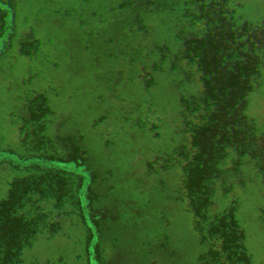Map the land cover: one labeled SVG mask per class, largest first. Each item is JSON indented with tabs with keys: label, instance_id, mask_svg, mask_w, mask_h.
I'll list each match as a JSON object with an SVG mask.
<instances>
[{
	"label": "rangeland",
	"instance_id": "rangeland-1",
	"mask_svg": "<svg viewBox=\"0 0 264 264\" xmlns=\"http://www.w3.org/2000/svg\"><path fill=\"white\" fill-rule=\"evenodd\" d=\"M14 51L27 64L19 72ZM174 52L217 66L206 83L218 100L239 104L229 142L256 139L264 128V0H0V164L26 162L45 189L42 211L54 218L52 241L36 257L0 249V264H106L110 254L120 264H264L256 253L222 249L264 251V162L241 165L217 210L187 183L179 146L160 176L159 166L138 175L125 165L110 194L63 161L88 144L64 130V112H90L91 127L116 132L115 109L127 101L143 113L144 131L171 139L157 122L186 90L171 82ZM35 56L39 69L28 63ZM134 131L117 136L125 161L124 137ZM153 181L165 192L149 226L139 209ZM6 214L0 208V219ZM101 223L114 230L113 248L98 246Z\"/></svg>",
	"mask_w": 264,
	"mask_h": 264
},
{
	"label": "clouds",
	"instance_id": "clouds-1",
	"mask_svg": "<svg viewBox=\"0 0 264 264\" xmlns=\"http://www.w3.org/2000/svg\"><path fill=\"white\" fill-rule=\"evenodd\" d=\"M171 55V82L186 88L160 120V126L172 134L171 139L157 136L150 130L144 131L140 123L143 113L133 110L127 101L121 108L115 109V116L119 120L116 132H113L111 126H106L103 130L99 126L91 127L90 112H64L70 120L69 124L63 126L64 130L88 140V144L81 151H69L64 155L63 161L76 168L78 174L95 186L97 191L110 194L125 175V165L138 175H149L159 166L157 176H160L161 161H172L179 146L189 158L191 174L187 177V183L200 190L201 198L213 208L221 210L225 206L224 195L232 187L233 180L240 177L241 165L247 162L258 166L264 162V128L256 132V139L234 138L229 142V129L233 123H241L234 117L239 104L218 100L211 86L206 83L204 73L214 74L217 66L189 53L174 52ZM11 57L15 71L19 72L27 67L15 51ZM28 63L39 69L44 61L35 56ZM152 95L155 97L158 93L154 92ZM48 121L50 123L49 117ZM51 125L55 129V124ZM126 126L135 128L133 134L124 137L130 157L127 161L115 150L118 146L117 136L125 133ZM172 182L177 183L174 177ZM0 189L3 190L0 191V199L4 201L0 208L7 210V214L0 219V228L4 229L3 234H0V249L31 261L52 241L54 218L42 211L45 189L29 173L27 163L21 159L6 160L0 164ZM145 191L147 199L139 212L142 214L141 218L152 226L156 223V211L165 189L160 183L153 181ZM174 214L173 210L166 212L169 219ZM44 229H48V232ZM97 231L98 246L113 248L112 226L101 223ZM106 264H120L119 257L108 255Z\"/></svg>",
	"mask_w": 264,
	"mask_h": 264
},
{
	"label": "trees",
	"instance_id": "trees-1",
	"mask_svg": "<svg viewBox=\"0 0 264 264\" xmlns=\"http://www.w3.org/2000/svg\"><path fill=\"white\" fill-rule=\"evenodd\" d=\"M158 123V125H159V127H161L160 126V122H157ZM161 128H164V127H161ZM166 132H168L167 131V129H164ZM99 217V216H98ZM222 249L223 250H228V251H240V252H248V253H256V254H258L259 256H264V251H252V250H250V251H248V250H241L240 248H234V247H231V246H222Z\"/></svg>",
	"mask_w": 264,
	"mask_h": 264
}]
</instances>
